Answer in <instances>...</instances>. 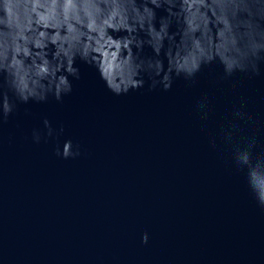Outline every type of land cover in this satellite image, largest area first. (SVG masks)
<instances>
[{
  "label": "water",
  "instance_id": "1",
  "mask_svg": "<svg viewBox=\"0 0 264 264\" xmlns=\"http://www.w3.org/2000/svg\"><path fill=\"white\" fill-rule=\"evenodd\" d=\"M76 64L62 100L18 101L0 118V264H264V206L232 148L256 135L264 154V61L259 74L224 78L214 61L194 83L146 79L119 95ZM66 138L79 155L57 154Z\"/></svg>",
  "mask_w": 264,
  "mask_h": 264
},
{
  "label": "clouds",
  "instance_id": "2",
  "mask_svg": "<svg viewBox=\"0 0 264 264\" xmlns=\"http://www.w3.org/2000/svg\"><path fill=\"white\" fill-rule=\"evenodd\" d=\"M160 8L166 14L158 16ZM77 58L94 65L117 95L142 88L146 79L152 88L169 89L180 75L194 83L202 66L214 61L223 65L224 78L237 70L259 74L264 0H0V118L7 120L18 101L62 100L71 93L70 77L81 75ZM207 104L206 98L198 102L205 117ZM43 122L53 135L47 116ZM232 127L238 129V121ZM222 131L233 139L232 131ZM33 139H41L39 130L33 129ZM256 144L252 135L232 148L264 206V154L254 156ZM56 152L67 158L80 149L66 138ZM148 239L143 232L142 240Z\"/></svg>",
  "mask_w": 264,
  "mask_h": 264
}]
</instances>
